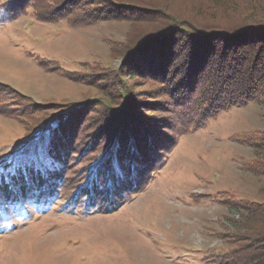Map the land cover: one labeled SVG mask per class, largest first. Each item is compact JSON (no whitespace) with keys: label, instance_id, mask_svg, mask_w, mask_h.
<instances>
[{"label":"rangeland","instance_id":"rangeland-1","mask_svg":"<svg viewBox=\"0 0 264 264\" xmlns=\"http://www.w3.org/2000/svg\"><path fill=\"white\" fill-rule=\"evenodd\" d=\"M6 1L0 0V6ZM134 1L113 0L126 5ZM38 2L35 7L47 9L45 0ZM98 4L94 1L102 9ZM102 17L73 25L66 18L38 19L28 6L11 22L0 24V163L10 158L15 167L38 158L44 162L43 154H25L34 148L24 143L31 109L45 115L84 104L76 122L85 127V119L100 106V96L116 90L109 72L122 70L139 102L154 105L160 92L145 80L166 58L175 60L177 47H172L173 54L142 48L125 59L132 34L149 22L131 21L127 15ZM242 36L202 37L200 46L222 53L219 44L241 42ZM180 52L189 54L186 46ZM69 122L63 123L64 130L71 128ZM158 137H152L154 150H144L149 163L157 162L150 181L112 212H68L62 209V198L45 208L28 204L0 211V264H223L222 257L235 247L232 231L241 226L235 203H264V176L247 168L262 155L248 142L264 138V94L226 109L166 148ZM139 138L144 147L150 140L145 134ZM52 139L63 149L69 141ZM24 147L28 150L16 162L22 154L15 152Z\"/></svg>","mask_w":264,"mask_h":264},{"label":"trees","instance_id":"trees-1","mask_svg":"<svg viewBox=\"0 0 264 264\" xmlns=\"http://www.w3.org/2000/svg\"><path fill=\"white\" fill-rule=\"evenodd\" d=\"M94 1L103 8H97ZM37 3L7 0L0 6V24L11 22L28 6L34 8L38 19L66 18L73 20V25L101 21L103 14L104 19L127 15L131 21L149 24L132 34L125 59L135 50L150 47L173 54L176 46L178 56L175 60L166 58L162 68L149 70L151 78L147 76L145 81L160 92L154 96V105L139 102L133 84L117 70L107 74L115 78L116 90L100 96V106L85 119V127L76 122L84 104L53 108L45 115L41 109H31L29 122L25 121L24 143L34 148L25 154H43L44 162L35 157L34 163L17 167L13 158L0 163V211L28 204L45 208L55 198H62V209L68 212H112L146 185L157 169V162L149 163L144 153L145 149L154 150L153 136L157 134L166 148L179 135L199 129L226 109L243 106L264 94V6H260L264 0H137L128 5L113 0H45L46 10L35 7ZM237 36L242 43L223 41L218 47L222 53H208L210 49L200 46L202 37L207 41ZM183 46L189 54L180 52ZM245 49L255 52L244 54ZM193 53L198 57H189ZM217 54L222 56L214 58ZM203 58L205 62L200 64ZM64 122L71 123V128L64 130ZM142 134L150 138L145 147L139 138ZM52 136L69 141L63 149L55 145ZM81 145H85L83 150ZM248 145L261 149L262 155L247 168L264 176V138L250 140ZM27 150L24 147L15 152L22 154L16 162ZM234 206L241 212V226L232 231L235 247L222 257L223 264H264V203L236 202Z\"/></svg>","mask_w":264,"mask_h":264}]
</instances>
